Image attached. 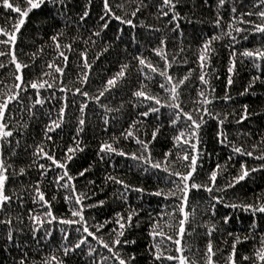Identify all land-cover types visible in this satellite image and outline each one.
Returning a JSON list of instances; mask_svg holds the SVG:
<instances>
[{
	"label": "trees",
	"instance_id": "obj_1",
	"mask_svg": "<svg viewBox=\"0 0 264 264\" xmlns=\"http://www.w3.org/2000/svg\"><path fill=\"white\" fill-rule=\"evenodd\" d=\"M108 3L111 12L106 15L104 0H46L24 18L15 42L0 43L4 53L0 103L8 101L0 123L12 133L0 138V163L8 177L5 194L11 197L0 207V264H119L114 253L125 260L134 256L129 264H178L156 260L154 245L164 257L182 255L189 264H206L209 243L213 264H232V260L264 264L257 256L264 248V213L244 207L264 206V159L259 158L264 156V58L241 55L264 51V33L255 30L256 25L264 26L258 15L264 4L261 0H224L222 5L220 0H173L174 7L163 0ZM15 4L27 8L26 0ZM85 11L88 16L81 19ZM18 17L0 0V29L11 34ZM6 40L8 36L0 34V41ZM206 43H210L209 58L202 69L199 56ZM13 57L24 66L19 71ZM121 70L124 76L105 91L107 81ZM202 74L207 84L200 81ZM167 76L173 83L188 77L175 101ZM32 83L44 87L34 89ZM140 90L160 104L136 97ZM10 96L15 99L8 100ZM205 98L210 102L202 103ZM184 113L201 124L195 138ZM181 133L189 143L175 139ZM193 143L198 153L193 152ZM105 144L116 151L101 152ZM77 145L82 151L68 152ZM185 154L198 155L188 183L213 190L190 189L183 205L179 190L183 184L174 173L189 171V161L182 159ZM48 156L66 168L57 167ZM155 163L161 167H152ZM242 166L249 175L236 183ZM65 171L73 179H60ZM213 171L217 172L214 183ZM158 191L163 195H154ZM41 193L44 201L39 199ZM73 211H80L83 220ZM133 213L131 227L126 225L120 239L135 243L113 247L120 231L118 214L126 220ZM185 213L181 238L178 231ZM65 220L79 222L61 223ZM155 225L165 236L154 240L150 232ZM82 239L85 243L76 248ZM176 239L181 245L174 243ZM177 247L182 251L177 252Z\"/></svg>",
	"mask_w": 264,
	"mask_h": 264
},
{
	"label": "snow or ice",
	"instance_id": "obj_2",
	"mask_svg": "<svg viewBox=\"0 0 264 264\" xmlns=\"http://www.w3.org/2000/svg\"><path fill=\"white\" fill-rule=\"evenodd\" d=\"M46 2V0H26V4H27V8L26 10H22L21 7L17 6L15 4V0H2V6L5 8V9H8V10H11L13 12H16L19 14V17H18V22L13 26V31L12 33H8L6 31H4L3 29H0V34H3V35H6L8 36V40L6 41H0V43H9V42H15L16 40V35L15 33L19 32L21 26L25 23V19L29 13L33 10V9H38L41 7L42 4H44ZM53 2H55V0H53ZM163 3L164 5H167L169 7H174V4H173V0H163ZM224 3V0H220V4L222 5ZM261 4H264V0H261ZM104 8H105V14H109L111 12V9H110V6H109V3H108V0H104ZM137 11H139V9H137ZM233 11H235V9H233ZM168 13H164V15H167ZM133 15H135V12L133 13ZM258 15L261 17V18H264V11H261L258 13ZM88 16V12L85 11L83 16L81 17V19L83 18H86ZM101 19L103 20L104 19V16L101 17ZM115 19L117 20H121V17L119 16H116ZM122 23H127L129 25H131V21L130 20H127V21H124V20H121ZM217 23H219V21H217ZM104 27H107V24L104 25ZM257 32H261V33H264V26L262 25H256V29H255ZM237 31H241V29H237ZM219 37H213V39H218ZM53 39H55V37H53ZM210 49V43H206L204 46H203V50L201 51V54L199 56V60L201 62V68L203 69V67L205 66V63H206V60L209 58L207 53ZM158 55H161L160 52L157 53ZM0 55H4L3 52H0ZM61 55H63V53H61ZM235 55V53H233V56ZM242 56H245V57H260V58H264V51H259L257 50L256 52H252V51H244L243 53H241ZM162 58H166L164 56H162ZM13 63H15V66H16V69L19 71L22 67L20 63L16 62L15 61V57H13ZM139 63L141 65H145V60L144 59H140L139 60ZM147 67H149L152 71H156L157 69L154 68L151 64H147L146 65ZM0 67H2V65H0ZM51 67V65H50ZM127 67V66H125ZM233 68H234V62L233 64L229 67L228 71L231 73L233 71ZM57 72H60L61 69L57 68L56 69ZM161 75H166V72H161L160 73ZM124 76V71L121 70V72H119L117 74L116 77H114L113 79H110L107 81V86L105 88V91L108 90L109 87H114L116 85V82L117 80L120 78V77H123ZM17 80H22V77L21 76H17L16 77ZM86 79V78H85ZM188 77H184V79L182 80H179L175 83H173L172 81V77L171 76H167V80L170 84H172V87L169 89L170 93H171V97H172V100L175 101L178 99V96H179V92H178V88L180 87V85L184 84L185 80H187ZM200 81L203 83V84H207L208 81L205 79V76L202 74L200 77H199ZM46 83V82H45ZM228 84L231 85L232 84V79L231 77H229L228 79ZM251 86V85H250ZM17 87H19V85H17ZM31 87L36 89V88H42L44 87V83H32L31 84ZM48 87H52V85H48ZM161 87H163V85H161ZM77 91L79 92L80 90L77 89ZM245 92H247V89H245ZM83 95H87V93H82ZM104 95V92L101 91L100 92V96H103ZM134 95L136 97H144L145 99H148V100H154V102L156 104H160V101L158 99H156L155 97H152V96H148L146 95V93L143 91V90H140V91H137L134 93ZM200 96H204V93L203 92H200L199 93ZM12 99H15L14 96H10L8 98V100H12ZM97 99H99V97H97ZM39 102V101H38ZM210 101L207 100V98H205L202 103H209ZM172 107H175V108H179V104H173L171 105ZM7 107H8V101L6 100L4 103H0V120L3 119L4 117V114H5V111L7 110ZM83 110V109H82ZM151 111L152 112H158L159 109L158 108H151ZM247 111V109L245 108V112ZM142 115L144 116H148L149 113L148 112H144ZM184 116L186 117V119L188 121H191V125L189 127H191L193 129V132L191 133V135L195 138L196 137V130H198L201 126L200 123H197L196 120L193 119L192 115L191 114H188V113H184ZM177 118H179V116H177ZM81 125L84 124V121L83 120H80L79 122ZM173 123H175V121H173ZM222 123V122H221ZM54 126L55 127H59L60 125L58 123H55L54 122ZM6 125L3 124V123H0V138H3V137H7V136H11L12 133L11 132H8V131H4ZM53 128H49L48 131H52ZM159 131V129H157V132ZM128 136H132V132H128L127 133ZM223 135V134H221ZM155 136H156V132L153 133V138L155 139ZM184 137V133H181L179 136L175 137V139L177 141H181L182 138ZM49 139H51V137H49ZM226 139V137H225ZM183 143H189L188 140H182ZM224 141L221 140V143H223ZM137 143H140L144 146L145 149H147V145L143 143V141H140V140H137ZM191 148L193 150V152H196L198 153L199 152V149L197 148L196 144H191ZM77 150H81L79 148V145H77L76 148H69L68 149V152L70 153H73ZM235 152L239 153L241 152V149L240 148H234L233 149ZM41 152L43 151L42 149L40 150ZM101 152H115L116 149H114L111 145L109 144H105L103 147H101L100 149ZM120 155H124V153H119ZM247 155H252L251 152L249 153H246ZM133 159H141V157H136L135 155H133L132 157ZM260 159H264V156L262 157H259ZM48 159L50 160H53V163H55L57 165V167H60V168H66V165L63 164V163H59L57 162L56 160H54V158L52 156H48ZM68 160H71L72 159V156L69 155L67 157ZM183 160L185 161H189V164H188V168H189V171L186 173V174H181V173H174V175L178 176L180 178V181L181 183L183 184V187L180 188L179 190L181 192H183L184 196L182 198V204L183 205H186L187 204V195H188V192L190 189H199L201 187H205L203 185H198L196 183H191L189 184L188 182L191 181L193 179V175L196 171V167H197V160H198V155H188V154H185L183 157H182ZM152 167H155V168H160L161 165L159 163H155L152 165ZM219 167V166H218ZM5 171L6 169L3 167V164L0 163V207H2L4 204H6L10 199L11 197H9L8 195L5 194V182L7 181L8 177L5 175ZM85 171H87V169H85ZM165 171H167V169H165ZM253 171H255V169H253ZM21 172H23V170H21ZM80 175H84V172H81ZM249 175V171L246 169V168H243L242 166V171H241V174L237 177L234 178V182L238 183L239 181H242L244 180L247 176ZM67 176L69 180L73 179L71 176H68V173L67 171L64 172V176L60 177V179H64V177ZM216 177H217V172L216 171H213L211 173V176H210V180L213 181V183L215 182L216 180ZM114 179V178H113ZM118 183H122L121 181H116ZM57 183H59V181H57ZM229 187H232L233 184L230 183L228 185ZM65 187H67V185H65ZM125 187L127 188L128 186L125 185ZM205 190L206 191H209L211 192L213 189L211 187H205ZM136 191H142V189H136ZM173 195L175 193H172ZM154 195H157V196H160V195H163L162 191H158L156 193H154ZM39 199L41 201H44V195L41 193L39 195ZM77 203H80V199L77 198ZM101 204L103 203V201L100 202ZM230 207H238L237 205H230ZM247 210H251L253 212H260V213H264V206H260V207H256V206H253V205H247V206H244ZM180 211L181 212H184V207L181 206L180 208ZM48 216H51V211H49L47 213ZM72 215L73 216H80V219L81 221L83 220V217L81 215V212L80 211H73L72 212ZM133 215H135V213L133 214H130L127 219L125 220L124 217L120 216L118 214V219H117V223L119 224V229L120 231L117 233V238L113 241V247L115 246H118V245H121V244H128V243H135V241H121L120 237H122L124 235V229L126 228V225L128 227H131V222H132V217ZM187 218H188V213H185V218L184 220H181L180 221V228H179V231H178V236L179 237H183V234L185 232V228H184V224L185 222L187 221ZM34 221H36L37 223H40L41 221H39V219L37 217H33L32 218ZM53 219H55V217H53ZM228 221V218L226 217L225 218V223H227ZM3 221H0V223H2ZM79 221H73V220H65V221H61V223H66V224H73V223H78ZM8 223H10V221H8ZM159 228V225H155L151 232H150V236H152V238L155 240L156 237H164L165 236V233L163 231H158L157 229ZM83 231L88 233L89 236H94V234L92 232H89L88 228L87 227H84L83 228ZM114 231H116L114 229ZM211 233H209L210 235ZM11 238V237H9ZM65 238H67L65 236ZM95 238V237H94ZM167 239L169 240H172V237L171 236H168ZM85 243V240H80L79 243H77L75 245L76 248H79L81 246V244H84ZM175 244L177 245H181V239H176L174 241ZM236 243H240V238L239 237H236ZM262 244H264V241H262ZM105 248H108L109 251H112V248H109V245L108 244H104L103 245ZM156 251L154 253L155 255V259L156 260H161V259H167V260H177L178 261V264H189V261L187 259V257H184V256H167V257H164L163 253L159 251V245H154L153 246ZM68 249H65V252L67 253ZM182 251V247H177V252H181ZM235 254V244H233V256ZM214 255V252H213V245L211 243H209L207 245V249H206V253H205V256H206V264H213V260H212V256ZM114 256L116 257V259H118L119 261V264H129V261L130 260H134L135 257L132 256V257H129V260H125L123 258H120L119 254L118 253H114ZM257 256L258 258L261 260V261H264V248H262L260 251L257 252ZM245 259H249L248 257H245ZM229 260H232V257L230 256L229 257ZM22 264V262H21ZM232 264H235L234 260H232Z\"/></svg>",
	"mask_w": 264,
	"mask_h": 264
}]
</instances>
